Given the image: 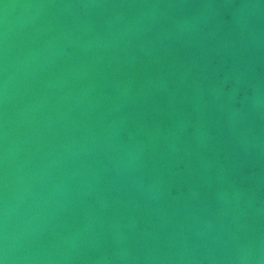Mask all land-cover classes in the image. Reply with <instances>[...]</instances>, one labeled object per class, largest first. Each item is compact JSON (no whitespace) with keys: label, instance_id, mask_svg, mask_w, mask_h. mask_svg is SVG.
Listing matches in <instances>:
<instances>
[{"label":"water","instance_id":"1","mask_svg":"<svg viewBox=\"0 0 264 264\" xmlns=\"http://www.w3.org/2000/svg\"><path fill=\"white\" fill-rule=\"evenodd\" d=\"M0 264H264V0H0Z\"/></svg>","mask_w":264,"mask_h":264}]
</instances>
